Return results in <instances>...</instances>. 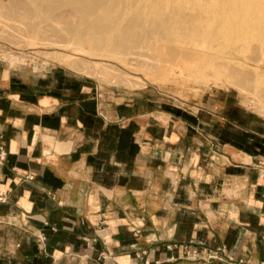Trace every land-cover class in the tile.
<instances>
[{
  "label": "crops",
  "instance_id": "crops-1",
  "mask_svg": "<svg viewBox=\"0 0 264 264\" xmlns=\"http://www.w3.org/2000/svg\"><path fill=\"white\" fill-rule=\"evenodd\" d=\"M51 69L0 63V264H264V124Z\"/></svg>",
  "mask_w": 264,
  "mask_h": 264
},
{
  "label": "bare ground",
  "instance_id": "bare-ground-1",
  "mask_svg": "<svg viewBox=\"0 0 264 264\" xmlns=\"http://www.w3.org/2000/svg\"><path fill=\"white\" fill-rule=\"evenodd\" d=\"M0 18L12 22L0 20L1 29L12 34L3 37L73 45L125 63L133 55L137 66L155 73L212 67L218 77L246 86L247 71L210 53L238 46L251 50L248 61L258 68L264 60V0H0Z\"/></svg>",
  "mask_w": 264,
  "mask_h": 264
},
{
  "label": "rangeland",
  "instance_id": "rangeland-1",
  "mask_svg": "<svg viewBox=\"0 0 264 264\" xmlns=\"http://www.w3.org/2000/svg\"><path fill=\"white\" fill-rule=\"evenodd\" d=\"M0 20L12 24L8 20L1 18ZM1 27L3 29V25L0 26V63L11 68H20L24 75L35 67L38 68L36 71L38 76L45 74L50 68H53L52 72L61 70L70 76L91 81L100 87L103 93L116 90L122 97L132 98L140 104L144 100L145 105L149 104L151 108L157 105L169 107L172 104L186 107L190 106V103L200 105L206 101L214 104L212 98L216 96L225 108L230 109L234 120L239 116L243 118L242 116L248 115L252 116L249 122L251 125L264 124V96H261L264 93V60L259 62L260 68L256 63L248 61V57L252 54L250 49L224 46L210 53L213 56L220 55L227 58L229 65L232 64V67L240 69L241 72L247 71L245 73L249 75L250 85L247 83L246 86L249 87H246L237 86L225 77H218L212 67L188 69L181 74L178 68L170 70L166 68L157 74L152 69L146 70L137 66L136 56L133 55H129L128 63H125L115 58L91 56L82 50L75 51L73 45L67 48L48 44L49 42L35 43L39 46L27 42L26 45L25 41H18L19 35H17L19 38L16 34L15 37L13 36L16 40L12 39L10 38L12 34H8L9 31L5 33L8 29L2 30ZM4 33L10 37H3ZM14 40L16 43L13 42ZM33 45L34 48L31 47ZM72 51L74 54H71ZM261 53L264 59V50Z\"/></svg>",
  "mask_w": 264,
  "mask_h": 264
},
{
  "label": "built area",
  "instance_id": "built-area-1",
  "mask_svg": "<svg viewBox=\"0 0 264 264\" xmlns=\"http://www.w3.org/2000/svg\"><path fill=\"white\" fill-rule=\"evenodd\" d=\"M212 256H215V255H211V257H212Z\"/></svg>",
  "mask_w": 264,
  "mask_h": 264
}]
</instances>
